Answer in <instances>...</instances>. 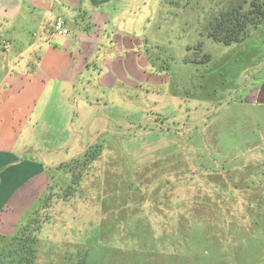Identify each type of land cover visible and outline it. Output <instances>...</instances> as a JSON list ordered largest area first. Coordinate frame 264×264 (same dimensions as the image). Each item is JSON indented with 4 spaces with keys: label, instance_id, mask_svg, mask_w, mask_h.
<instances>
[{
    "label": "rangeland",
    "instance_id": "rangeland-1",
    "mask_svg": "<svg viewBox=\"0 0 264 264\" xmlns=\"http://www.w3.org/2000/svg\"><path fill=\"white\" fill-rule=\"evenodd\" d=\"M235 1L131 8L152 17L144 53L174 95L152 101L146 88L130 101L141 112L100 125L57 166L17 239L0 236V264H18L24 244L32 264H264V134L253 131L264 109L241 101L262 76L264 21L228 45L207 36Z\"/></svg>",
    "mask_w": 264,
    "mask_h": 264
},
{
    "label": "crops",
    "instance_id": "crops-1",
    "mask_svg": "<svg viewBox=\"0 0 264 264\" xmlns=\"http://www.w3.org/2000/svg\"><path fill=\"white\" fill-rule=\"evenodd\" d=\"M134 5L142 0H0V236L26 220L55 168L82 153L100 125L141 112L130 101L140 103L146 88L152 101L174 95L144 53L152 17ZM57 18L68 34L54 31ZM261 73L243 105L264 109Z\"/></svg>",
    "mask_w": 264,
    "mask_h": 264
},
{
    "label": "trees",
    "instance_id": "trees-1",
    "mask_svg": "<svg viewBox=\"0 0 264 264\" xmlns=\"http://www.w3.org/2000/svg\"><path fill=\"white\" fill-rule=\"evenodd\" d=\"M234 4L236 6H230L219 12L216 20L211 22L207 33L210 39L225 45L237 42L254 29L259 21H264V0H236ZM49 189L50 187L47 188V191ZM42 199L43 197L41 196L36 200L32 210H36L37 208L35 207L40 206ZM21 225L19 224L17 227L16 234L9 237V241L13 242L15 238L17 239V233L20 232L19 228ZM34 239L36 242L37 239ZM34 255V244L30 246L24 244L16 259L18 264H32L35 259Z\"/></svg>",
    "mask_w": 264,
    "mask_h": 264
},
{
    "label": "built area",
    "instance_id": "built-area-1",
    "mask_svg": "<svg viewBox=\"0 0 264 264\" xmlns=\"http://www.w3.org/2000/svg\"><path fill=\"white\" fill-rule=\"evenodd\" d=\"M54 31L60 35H66L69 29L65 26L64 20L62 18H57L54 22Z\"/></svg>",
    "mask_w": 264,
    "mask_h": 264
}]
</instances>
